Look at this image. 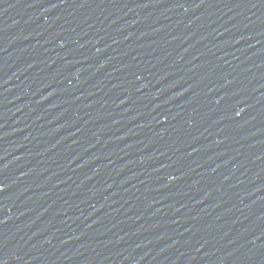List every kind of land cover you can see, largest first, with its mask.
I'll return each mask as SVG.
<instances>
[{
  "label": "water",
  "instance_id": "obj_1",
  "mask_svg": "<svg viewBox=\"0 0 264 264\" xmlns=\"http://www.w3.org/2000/svg\"><path fill=\"white\" fill-rule=\"evenodd\" d=\"M0 264H264V0H0Z\"/></svg>",
  "mask_w": 264,
  "mask_h": 264
}]
</instances>
